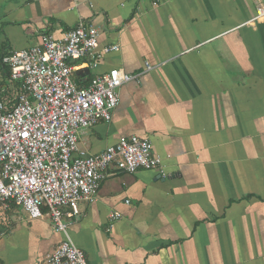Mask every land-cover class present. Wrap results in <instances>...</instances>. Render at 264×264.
Instances as JSON below:
<instances>
[{
    "label": "crops",
    "instance_id": "0c3cea01",
    "mask_svg": "<svg viewBox=\"0 0 264 264\" xmlns=\"http://www.w3.org/2000/svg\"><path fill=\"white\" fill-rule=\"evenodd\" d=\"M264 0H0L2 58L82 20L98 32L72 79L139 73L119 89L111 120L79 132L98 154L120 137L152 143L160 169L111 164L94 202L66 233L10 204L0 214V264H42L69 238L88 264H264ZM68 209H64L67 211ZM118 212L119 217L112 214Z\"/></svg>",
    "mask_w": 264,
    "mask_h": 264
},
{
    "label": "built area",
    "instance_id": "2783aa9c",
    "mask_svg": "<svg viewBox=\"0 0 264 264\" xmlns=\"http://www.w3.org/2000/svg\"><path fill=\"white\" fill-rule=\"evenodd\" d=\"M263 18L264 6H259L251 22ZM98 35L94 25L80 20L62 38L43 34L38 44L2 58L9 84L0 86V209L14 204L32 218L47 215L63 233L64 217L73 219L80 202L97 199L111 164L126 173L162 167L151 141L136 135L120 137L98 154L78 148L82 129L111 120L121 86L138 82L155 67L146 62L135 74L113 68L79 87L71 62L118 50L117 45L98 50ZM42 264L88 263L84 252L66 238Z\"/></svg>",
    "mask_w": 264,
    "mask_h": 264
},
{
    "label": "trees",
    "instance_id": "16d2710c",
    "mask_svg": "<svg viewBox=\"0 0 264 264\" xmlns=\"http://www.w3.org/2000/svg\"><path fill=\"white\" fill-rule=\"evenodd\" d=\"M2 65L4 66V68H7L5 64L2 63ZM5 77L8 78L9 77V70L5 71Z\"/></svg>",
    "mask_w": 264,
    "mask_h": 264
},
{
    "label": "rangeland",
    "instance_id": "374dc122",
    "mask_svg": "<svg viewBox=\"0 0 264 264\" xmlns=\"http://www.w3.org/2000/svg\"><path fill=\"white\" fill-rule=\"evenodd\" d=\"M4 212H5V210L0 209V214H1V213H4ZM63 221H64V220H63Z\"/></svg>",
    "mask_w": 264,
    "mask_h": 264
}]
</instances>
